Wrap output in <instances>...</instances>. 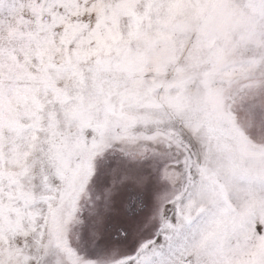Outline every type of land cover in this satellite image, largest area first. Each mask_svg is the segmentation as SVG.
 <instances>
[{"label":"snow or ice","instance_id":"1","mask_svg":"<svg viewBox=\"0 0 264 264\" xmlns=\"http://www.w3.org/2000/svg\"><path fill=\"white\" fill-rule=\"evenodd\" d=\"M0 264H264V0H0Z\"/></svg>","mask_w":264,"mask_h":264}]
</instances>
